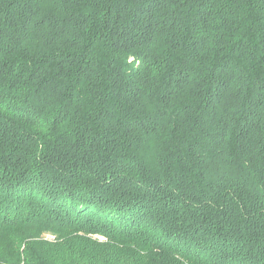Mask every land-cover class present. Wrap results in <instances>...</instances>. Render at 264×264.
<instances>
[{"label": "trees", "instance_id": "1", "mask_svg": "<svg viewBox=\"0 0 264 264\" xmlns=\"http://www.w3.org/2000/svg\"><path fill=\"white\" fill-rule=\"evenodd\" d=\"M0 264H264V0H0Z\"/></svg>", "mask_w": 264, "mask_h": 264}]
</instances>
